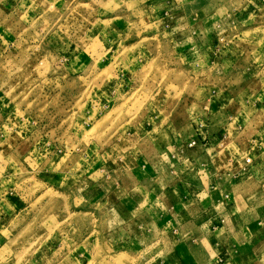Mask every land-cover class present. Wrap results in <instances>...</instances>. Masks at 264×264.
Here are the masks:
<instances>
[{"label":"rangeland","instance_id":"374dc122","mask_svg":"<svg viewBox=\"0 0 264 264\" xmlns=\"http://www.w3.org/2000/svg\"><path fill=\"white\" fill-rule=\"evenodd\" d=\"M263 104L264 0H0V264H195L168 223L173 135L228 126L264 159ZM218 180L191 218L244 193ZM239 221L216 264H264V220Z\"/></svg>","mask_w":264,"mask_h":264},{"label":"crops","instance_id":"0c3cea01","mask_svg":"<svg viewBox=\"0 0 264 264\" xmlns=\"http://www.w3.org/2000/svg\"><path fill=\"white\" fill-rule=\"evenodd\" d=\"M251 8V1H247L244 5V16L242 21L240 22L237 20L232 22L233 24L243 27L245 33L255 22L249 16ZM260 109L261 107L259 110ZM259 110L257 111L259 112ZM255 128L256 127L253 126L252 129ZM239 130L241 129L239 128ZM193 131L194 132L188 137H177L173 135V139L170 143V145H172L170 147L171 155L169 163L167 161L165 163V172L163 176L167 177L168 175H173L176 182L179 183L178 187H184L186 193L184 196L185 201H180L182 203H179L178 206L177 204L173 205L170 210L171 216H176L178 218H176L175 222L173 219H170L168 223L171 225L173 224L172 228L175 230L176 234H178V231H181L180 236L178 237L177 235L175 237L177 238L176 243L179 246H190V252L195 257L193 261L195 264H216L220 260L219 256L224 252L223 250H227L226 245H229L232 239V233L235 234L241 225H246L245 222L240 223L239 219H241V216L245 218V215H250V219L253 220L252 222L256 223V221H258L257 224L262 223L264 220L261 214H259L261 216L258 215L255 208V206L259 204L255 199L261 198L262 196L261 191L256 190V188L259 187V184L261 185V182L264 180V159L259 155L261 147H254V138L251 136L248 137L246 135L243 139L236 138L235 143L228 142L229 144L234 143L232 147L222 145V142L229 139L228 126L216 129L209 124L206 125V128L199 125L198 127H193ZM237 131L235 133H237ZM193 141H195L196 144L190 146V143ZM247 153L256 154L260 160L254 158L253 160L250 159V162L246 165L245 163L243 164L242 162L245 159L244 157H247ZM247 160H249V158ZM250 163L255 165V167L252 168L255 170L254 173L252 171L249 172V168H251L249 166ZM228 166H230L231 169H229ZM149 167L151 169L145 167L148 170L145 172H147L148 176L155 177V180L152 179V182H156L159 174L158 169L161 167L152 165H149ZM222 167L224 169H222ZM178 169L181 171L176 173ZM242 169L244 171L241 173L240 171ZM219 171H221V173H219ZM225 176L230 180H241L245 186L243 188V194L231 193L230 196L233 198V204L231 203L232 205L227 215L220 216L217 214L206 222L196 217L191 218L190 216L192 213H190V209H188V205H185V203H189L190 206L193 201L195 204L198 197L201 198L202 195H204L203 191L206 189L205 186ZM169 182L173 181L170 180ZM150 185L153 186V183ZM172 186L173 183L168 184L165 193L173 191L175 186ZM155 197L157 198V196ZM179 200L180 199L177 198V201ZM236 204L239 205L236 206ZM177 219L179 220L177 221ZM249 222L251 223V221ZM175 223L177 225H175ZM225 223H227V227L223 225ZM243 227L241 229H243ZM227 228L229 231L231 229L230 233H227ZM204 255L206 256L204 261H196L198 258H203Z\"/></svg>","mask_w":264,"mask_h":264},{"label":"built area","instance_id":"2783aa9c","mask_svg":"<svg viewBox=\"0 0 264 264\" xmlns=\"http://www.w3.org/2000/svg\"><path fill=\"white\" fill-rule=\"evenodd\" d=\"M195 144H196V142L193 141V142L190 143V146H194ZM248 162H250V160H247V163H248Z\"/></svg>","mask_w":264,"mask_h":264}]
</instances>
